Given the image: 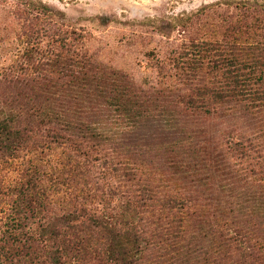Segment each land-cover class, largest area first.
Wrapping results in <instances>:
<instances>
[{
  "label": "trees",
  "instance_id": "trees-1",
  "mask_svg": "<svg viewBox=\"0 0 264 264\" xmlns=\"http://www.w3.org/2000/svg\"><path fill=\"white\" fill-rule=\"evenodd\" d=\"M234 9L215 32L157 63L184 86L167 100L95 62L74 29L44 50L32 43L0 73V168L18 172L0 179V264H264V143H214L188 126L229 115L264 120V3ZM27 10L39 21L61 16L42 4ZM152 126L165 132L157 153L171 175L217 186L205 214L178 194H158L135 167L151 150L130 133ZM229 158L257 190L233 194L211 182Z\"/></svg>",
  "mask_w": 264,
  "mask_h": 264
},
{
  "label": "rangeland",
  "instance_id": "rangeland-1",
  "mask_svg": "<svg viewBox=\"0 0 264 264\" xmlns=\"http://www.w3.org/2000/svg\"><path fill=\"white\" fill-rule=\"evenodd\" d=\"M243 2L260 4L264 0H0V73L21 63L22 54L32 43L44 50L52 40L61 38L64 30L74 29L76 36L83 38V51L95 62L119 71L138 89L152 93L154 99L167 100L169 92L176 93L184 86L169 76L167 68L158 70L157 63L163 66L171 54L177 55L193 42L215 32L220 19L234 17L235 4ZM41 4L59 12L58 21L49 17L39 21L34 18L38 16L36 12L31 15L30 9L27 10L29 5L37 7ZM98 17H106L109 22L102 25ZM68 39L71 41L72 36ZM108 124L109 129L117 131L116 125ZM251 124L249 119L244 121L229 115L220 119L207 117L199 124L193 122L188 126L191 130H202L203 137L214 143L228 136H248L259 144L264 143V120L260 119L254 126ZM164 133L152 126L130 133L134 135L130 138L142 145L143 150L150 148L152 151L160 146ZM148 142L150 144L145 146ZM261 147L264 151V145ZM151 151L144 161H137L138 171L148 174L152 183L158 186V194H178L189 199L199 213L205 214L204 205L214 204L207 198L216 197L217 186L203 181L197 186L178 180L162 166L158 149ZM237 160L229 158L227 162L231 167L222 165L211 182L226 185L233 194L248 195L251 185L256 186L254 190L258 186L243 173ZM17 173L14 166L1 167L0 179L13 180ZM6 216L7 207L0 202V238L6 229Z\"/></svg>",
  "mask_w": 264,
  "mask_h": 264
}]
</instances>
